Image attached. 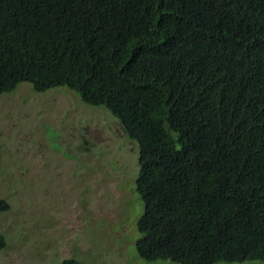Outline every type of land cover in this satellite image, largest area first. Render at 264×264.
<instances>
[{
	"label": "trees",
	"instance_id": "1",
	"mask_svg": "<svg viewBox=\"0 0 264 264\" xmlns=\"http://www.w3.org/2000/svg\"><path fill=\"white\" fill-rule=\"evenodd\" d=\"M22 82L139 143L140 257L264 262V0H0V95Z\"/></svg>",
	"mask_w": 264,
	"mask_h": 264
},
{
	"label": "rangeland",
	"instance_id": "2",
	"mask_svg": "<svg viewBox=\"0 0 264 264\" xmlns=\"http://www.w3.org/2000/svg\"><path fill=\"white\" fill-rule=\"evenodd\" d=\"M139 154L119 120L75 90L22 82L0 95V196L10 204L0 264H178L137 251Z\"/></svg>",
	"mask_w": 264,
	"mask_h": 264
}]
</instances>
